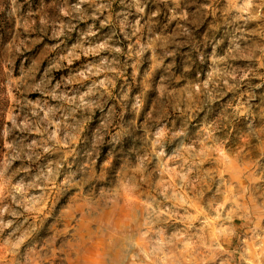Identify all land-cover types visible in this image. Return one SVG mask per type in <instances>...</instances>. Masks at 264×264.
<instances>
[{
	"label": "rangeland",
	"instance_id": "rangeland-1",
	"mask_svg": "<svg viewBox=\"0 0 264 264\" xmlns=\"http://www.w3.org/2000/svg\"><path fill=\"white\" fill-rule=\"evenodd\" d=\"M0 264H264V0H0Z\"/></svg>",
	"mask_w": 264,
	"mask_h": 264
}]
</instances>
